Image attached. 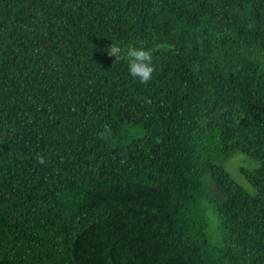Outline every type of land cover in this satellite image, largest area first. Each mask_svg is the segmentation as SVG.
I'll use <instances>...</instances> for the list:
<instances>
[{
  "label": "trees",
  "instance_id": "obj_1",
  "mask_svg": "<svg viewBox=\"0 0 264 264\" xmlns=\"http://www.w3.org/2000/svg\"><path fill=\"white\" fill-rule=\"evenodd\" d=\"M0 264H264V0H0Z\"/></svg>",
  "mask_w": 264,
  "mask_h": 264
},
{
  "label": "clouds",
  "instance_id": "obj_2",
  "mask_svg": "<svg viewBox=\"0 0 264 264\" xmlns=\"http://www.w3.org/2000/svg\"><path fill=\"white\" fill-rule=\"evenodd\" d=\"M165 47L170 49L171 45L159 44L148 48L142 43L139 47L129 46L126 50H122L120 46L112 43L107 52L116 60L121 59L123 53V57L128 60L130 75L133 78H138L141 83H148L155 71L152 61L153 53ZM35 159L39 164L45 163V158L42 155H37Z\"/></svg>",
  "mask_w": 264,
  "mask_h": 264
},
{
  "label": "rangeland",
  "instance_id": "obj_3",
  "mask_svg": "<svg viewBox=\"0 0 264 264\" xmlns=\"http://www.w3.org/2000/svg\"><path fill=\"white\" fill-rule=\"evenodd\" d=\"M238 158H239V164H240L239 167L241 166V167L246 168L248 166V162L241 155H238Z\"/></svg>",
  "mask_w": 264,
  "mask_h": 264
}]
</instances>
